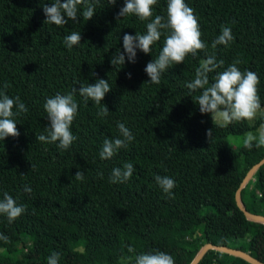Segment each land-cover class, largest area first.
I'll list each match as a JSON object with an SVG mask.
<instances>
[{
	"label": "trees",
	"instance_id": "1",
	"mask_svg": "<svg viewBox=\"0 0 264 264\" xmlns=\"http://www.w3.org/2000/svg\"><path fill=\"white\" fill-rule=\"evenodd\" d=\"M51 2L0 0V89L7 83V94L19 96L29 109L17 118L19 137L0 140V199L7 191L26 207L11 224L0 215V233L9 237L0 240V264H47L53 252L60 254L59 264H120L121 256L153 249L172 255L175 264H190L207 244L264 263V223L247 219L236 203L240 184L264 158V147L248 150L231 141L257 132L264 119L225 127L200 112L193 100L199 93L189 96L185 84L194 79L204 51L173 64L160 84L145 83L150 78L144 69L159 55L163 38L151 54L137 50L136 63L111 65L116 50L123 51L124 34H144L148 22L136 16L118 22L124 0L114 6L99 0L93 19L80 17L79 23L69 20L62 27L44 23L43 6ZM185 2L195 9L207 52L225 61L217 71L240 60L241 71L257 73L264 108V0ZM154 14L166 16L167 0H158ZM222 25L232 28L235 40L213 49ZM72 31L81 32L83 39L69 50L64 37ZM215 75L210 74V82ZM100 78L112 88L102 101L110 111L107 117H98L99 106L77 94L79 115L72 132L78 140L68 150L36 140L50 126L43 108L48 97ZM117 121L135 140L111 160H102L104 140L119 135ZM208 129H213L211 143ZM125 162L134 166L131 179L110 183L112 169ZM80 170L85 178L77 181ZM101 171L103 179L97 176ZM155 175L176 180L174 198L163 193ZM24 185L31 193L24 192ZM240 197L246 212L264 216V165ZM129 246L136 252L128 253ZM198 264L251 263L210 250Z\"/></svg>",
	"mask_w": 264,
	"mask_h": 264
},
{
	"label": "clouds",
	"instance_id": "2",
	"mask_svg": "<svg viewBox=\"0 0 264 264\" xmlns=\"http://www.w3.org/2000/svg\"><path fill=\"white\" fill-rule=\"evenodd\" d=\"M99 0H53L51 4H44L43 11L46 16L45 24L65 26L69 20L79 23L80 17L89 21L97 14L96 9ZM117 0H108V4L114 6ZM158 0H124L123 6L116 15L118 22L121 18L136 16L146 23V32L123 36V51L120 48L112 55L111 65L115 68L125 65L126 60L131 63L137 61V50L144 54H151L153 46L163 38V46L159 55L149 61L144 69L150 78L145 83L160 84L163 74L173 64L179 65L185 62L191 55L196 57L200 51L205 52V58L200 61L195 70L194 79L186 82L189 96L195 95L194 102L198 105L202 114H210L214 125L228 126L236 122L253 121L258 117L264 119V108L258 94L260 79L257 73L245 69L241 71L238 65L240 60H234L223 71H217L225 65L224 60H217L214 54L207 52L208 44L202 40V32L195 9L190 7L185 0H167L166 16L154 14V6ZM82 9V11H81ZM235 23V21H233ZM83 37L81 32L72 31L64 37V44L71 50L74 46L81 45ZM235 40L232 28L222 25L221 33L212 41L211 47L218 45L229 46ZM216 73L211 78L210 74ZM94 75V73H93ZM131 79V73L128 74ZM9 85L4 83L0 89V140L8 137L18 138L20 135L17 127V118L29 111L19 96L14 98L7 94ZM112 90L109 80L97 79L94 84H80L73 87L66 94L57 92L48 97L43 105L50 121V126L45 128L46 134H39L36 140L46 144H57L61 150H68L78 140V136L72 132L74 120L79 115V104L75 99L78 94L87 103L93 101L99 106L97 116L107 117L110 113L106 104L102 103L107 93ZM119 135L114 139H105L100 150L102 160H111L121 149H126L135 140L132 131L125 123L117 121ZM206 136L211 143L214 135L213 129H208ZM244 147L252 150L253 147H264V123L257 129V134L249 131L245 134ZM33 167V166H32ZM134 172L131 162H125L122 167L112 169L109 182L122 184L128 182ZM23 175V174H21ZM97 176L103 179V172ZM77 181L84 180V172L77 171ZM156 184L162 189L168 198H174L173 189L177 186L176 180L169 176L155 175ZM24 192L31 193L32 189L24 185ZM26 212V207L17 201L7 191L3 192L0 199V215L7 218L9 224L15 222ZM9 239L0 233V240L7 242ZM128 253H135L136 249L129 246ZM60 254L53 252L47 259V264H59ZM120 264H175L174 257L167 252L153 249L136 255L121 256Z\"/></svg>",
	"mask_w": 264,
	"mask_h": 264
},
{
	"label": "water",
	"instance_id": "3",
	"mask_svg": "<svg viewBox=\"0 0 264 264\" xmlns=\"http://www.w3.org/2000/svg\"><path fill=\"white\" fill-rule=\"evenodd\" d=\"M262 165H264V158H262L258 163H256L247 173L246 177L243 179V181L240 184V187L236 193V203L237 206L244 212L245 216L247 219L252 220V221H257V222H261L264 223V216H260V215H254L251 213H248L244 210L243 205H242V201H241V197H240V191L245 187L246 183L249 181V179L252 177V175L254 174V172L261 167ZM210 250H217L220 252H224L227 253L229 255H233L236 257H239L251 264H264L260 261H258L257 259L251 257L250 255L239 251V250H234L231 249L229 247L226 246H215L213 244H207L205 245L200 252L197 254V256L195 257V259L190 263V264H198L200 262V260L204 257V255L210 251Z\"/></svg>",
	"mask_w": 264,
	"mask_h": 264
},
{
	"label": "rangeland",
	"instance_id": "4",
	"mask_svg": "<svg viewBox=\"0 0 264 264\" xmlns=\"http://www.w3.org/2000/svg\"><path fill=\"white\" fill-rule=\"evenodd\" d=\"M253 133L257 134V132H253ZM244 139H245V136H242V137H239V138H231V141L234 142L235 144H240V143H243ZM256 194H257L258 197H261V192L260 191H257Z\"/></svg>",
	"mask_w": 264,
	"mask_h": 264
}]
</instances>
